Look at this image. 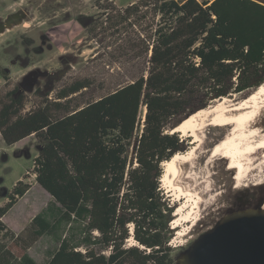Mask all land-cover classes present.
I'll return each instance as SVG.
<instances>
[{"label":"trees","instance_id":"16d2710c","mask_svg":"<svg viewBox=\"0 0 264 264\" xmlns=\"http://www.w3.org/2000/svg\"><path fill=\"white\" fill-rule=\"evenodd\" d=\"M104 7V19L89 31L133 29L135 38L117 48L137 58L136 74L86 101L79 96L92 77L73 79L40 101L7 77L0 88V135L7 145L35 137V181L57 203L15 233L1 218L30 188L16 182L0 206V234L22 251L0 240V264H39L26 250L43 235L57 242L44 264H176L169 242L177 205L160 179L163 162L189 148L191 138L170 128L212 100L264 82V0Z\"/></svg>","mask_w":264,"mask_h":264},{"label":"rangeland","instance_id":"374dc122","mask_svg":"<svg viewBox=\"0 0 264 264\" xmlns=\"http://www.w3.org/2000/svg\"><path fill=\"white\" fill-rule=\"evenodd\" d=\"M12 1L14 0H0L2 17L7 14L4 15L5 6L2 3L8 5ZM131 1L133 0H115L117 4ZM110 2L112 1L24 0L21 5H14L17 10L20 7L25 11L26 23L22 20L17 25L8 24L7 29L10 30L0 34V88L4 84L5 73L10 82L18 84L20 90L31 100L40 101L45 93L53 98L59 86L73 79L92 77V85L79 96L81 101H86L100 97L121 80L136 74L137 58L132 57V52L120 53L117 48L127 36L135 38L133 29H128L127 32L122 30L120 33L108 31L106 34L100 30L89 31L95 20L104 19L107 11L104 6ZM147 16L150 17V13ZM149 20L145 19L143 26ZM56 24L58 26H52ZM27 63L28 67L25 68L23 65ZM252 90L226 98L235 103ZM217 102L218 99L212 100L207 107ZM263 119L259 121L261 126H264ZM230 126L231 124L208 125L199 142H195L190 134L180 132L182 137L191 138L189 148L180 153L186 154L192 148L191 162L183 164L185 167L189 166L190 179L194 183L199 203L195 208L193 201H187L184 196L177 197L175 190L166 187L160 180L161 190L169 202L177 205L175 210L181 207L177 214L174 210L170 221L173 234L169 244L174 258L201 233L212 229L223 216L236 210L255 208L260 204L264 208V161L253 166L248 175L238 182L236 175L240 169H231L227 160L219 155L210 156V149L226 136ZM39 149L40 144L33 135L11 145L4 143L0 135V206L8 201L7 195L18 180L30 184L29 190L1 218L15 233L22 232L31 218L42 209L57 205L53 197L35 181L33 160ZM128 153L129 156L133 154L132 145ZM193 216L196 217L194 223ZM0 240L6 242L15 253L22 251L2 234ZM56 244L51 235H43L26 251L36 262L44 264L48 250ZM130 245H133L132 240L126 242V246Z\"/></svg>","mask_w":264,"mask_h":264},{"label":"bare ground","instance_id":"6f19581e","mask_svg":"<svg viewBox=\"0 0 264 264\" xmlns=\"http://www.w3.org/2000/svg\"><path fill=\"white\" fill-rule=\"evenodd\" d=\"M263 118L264 82L235 103L223 97L214 105L194 111L170 131L188 133L195 142H199L208 125L231 124L226 136L210 149V156L219 155L220 158L227 160L231 169H240L236 175V180L240 182L253 166L264 161V126L259 124ZM191 154L192 148L186 154L175 153L170 159L164 161L160 180L166 187L175 190L177 197L184 196L187 201H193L196 208L199 203L198 194L194 192L189 166L185 167L183 164L191 162ZM180 209L181 207H178L175 210L176 214ZM195 219L196 217L193 216V223Z\"/></svg>","mask_w":264,"mask_h":264},{"label":"water","instance_id":"95a60500","mask_svg":"<svg viewBox=\"0 0 264 264\" xmlns=\"http://www.w3.org/2000/svg\"><path fill=\"white\" fill-rule=\"evenodd\" d=\"M260 206L223 216L180 250L176 264H264V208Z\"/></svg>","mask_w":264,"mask_h":264},{"label":"crops","instance_id":"0c3cea01","mask_svg":"<svg viewBox=\"0 0 264 264\" xmlns=\"http://www.w3.org/2000/svg\"><path fill=\"white\" fill-rule=\"evenodd\" d=\"M24 0H14V1H12L10 4H8V5H5V4H3L2 3V6H5L4 7V17H2L1 15H0V34H2V33H4L5 32V30L8 28V24H12V25H17V24H20L21 22H22V20H23V22H25V11L23 12L22 10H21V8L19 7L18 8V12H16V11H14L16 8L15 7H13L14 5H21L22 4V2H23ZM110 1H112L113 3H115V4H117L116 2H115V0H110ZM135 0H133V1H131V2H129V3H126V4H117V6H126L127 4H130V3H133ZM18 7V6H17ZM11 9H13V10H11ZM20 10V11H19ZM13 12V13H12ZM14 12H15V14H14ZM19 13V14H18ZM0 14H1V12H0ZM24 18V19H23ZM2 23V24H1ZM26 23V22H25ZM25 25V24H24ZM24 139V138H23ZM22 139V140H23ZM21 141V140H20ZM19 142V141H18ZM17 143V142H16ZM15 144V143H14Z\"/></svg>","mask_w":264,"mask_h":264},{"label":"flooded vegetation","instance_id":"af4514ba","mask_svg":"<svg viewBox=\"0 0 264 264\" xmlns=\"http://www.w3.org/2000/svg\"><path fill=\"white\" fill-rule=\"evenodd\" d=\"M17 10V9H16ZM16 10H14V11H16ZM13 13V12H12ZM15 13V12H14ZM19 14V13H18ZM2 24V23H1ZM25 26V25H24ZM53 27H55V26H58V24H56V25H52ZM53 27H51V29L53 28ZM6 30H10V29H6ZM46 35H47V33H46ZM47 37H48V35H47ZM30 42V41H29ZM34 50H36V48H34ZM33 58V57H32ZM28 59V58H27ZM24 63V62H23ZM29 63V62H28ZM28 63L27 64H25V65H23L25 68L26 67H28ZM20 68H22V67H20ZM5 77H8V74H3V78H4V82H5ZM9 79V78H8ZM3 82V83H4ZM12 85H14V86H17L18 88H19V91H22V90H20V87H19V85L18 84H14V83H12ZM189 245V244H188ZM187 245V246H188ZM186 246V247H187ZM184 249V248H183Z\"/></svg>","mask_w":264,"mask_h":264},{"label":"built area","instance_id":"2783aa9c","mask_svg":"<svg viewBox=\"0 0 264 264\" xmlns=\"http://www.w3.org/2000/svg\"><path fill=\"white\" fill-rule=\"evenodd\" d=\"M143 119H144V116H143V118H142V120L141 121H143ZM142 126V125H141ZM141 131V130H140Z\"/></svg>","mask_w":264,"mask_h":264}]
</instances>
